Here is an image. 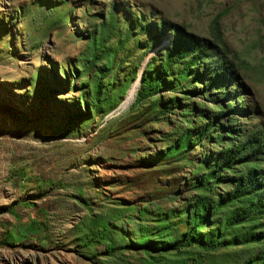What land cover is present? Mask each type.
I'll return each mask as SVG.
<instances>
[{
	"label": "rangeland",
	"instance_id": "1",
	"mask_svg": "<svg viewBox=\"0 0 264 264\" xmlns=\"http://www.w3.org/2000/svg\"><path fill=\"white\" fill-rule=\"evenodd\" d=\"M101 25L112 30L102 52L91 45ZM190 40L206 52L189 77L177 81L181 58L160 72ZM119 43L108 72L101 55ZM149 64L163 85L137 105ZM102 73L99 102L88 105ZM127 82L136 87L131 104ZM219 113L185 160L167 158L183 131L198 134ZM257 131L264 0H0V264H145L139 245L164 240L162 219L165 235L187 231L183 212L199 194L192 186L206 158ZM233 168L215 176L212 197L246 170ZM31 222L39 231L27 230ZM217 222L210 214L201 236ZM255 248L192 246L153 264H240Z\"/></svg>",
	"mask_w": 264,
	"mask_h": 264
},
{
	"label": "trees",
	"instance_id": "2",
	"mask_svg": "<svg viewBox=\"0 0 264 264\" xmlns=\"http://www.w3.org/2000/svg\"><path fill=\"white\" fill-rule=\"evenodd\" d=\"M106 30V31H105ZM99 39L92 38L91 45L96 46L102 52L103 43L107 35L111 33V29L105 28V25L99 27ZM121 43L113 51H104L101 57L107 60L106 71H111L114 66V60ZM182 45L175 46L173 53L177 50L178 57L167 54L164 63L159 68L160 72L167 74L172 68L177 65L178 61L175 58H181L184 62L180 65L181 68L177 74V81L186 80L190 71L197 64L206 52L204 45L197 41H188L184 45L182 51H178ZM175 54V53H174ZM97 56L93 57L92 63L95 62ZM159 73L152 67L147 65L141 76L139 90L135 104H141L147 99L155 97L159 91V87L163 85L162 80L159 79ZM105 73L99 74L97 84L94 88L95 101L87 100L88 105H93L99 102V95L101 91V84L104 80ZM199 75H195L198 79ZM131 83L127 82L123 89L124 92L129 90ZM136 87L135 84L130 88L127 94L131 97L130 104L133 101ZM86 103H83L86 107ZM158 102H152V107H157ZM223 118V114L219 113L212 120L209 121L200 133L196 130L183 131L176 142L166 150L167 158H180L185 160V155L192 146L198 145L206 133L216 125ZM211 164L206 170L199 168L195 171V175L199 174L201 170L206 171L202 179H196L193 184V189L199 191V194L194 197L188 209L183 212L185 217L189 220V227L183 234L176 238L165 235V231H169V223L167 219H162L159 223L158 232L162 235V241L150 242L143 238L142 251L146 255L148 261L145 264L157 263L162 256L161 253L179 252L188 249L192 246L198 247L207 252H214L217 249L234 247L237 245H256V252L250 253L240 264H264V131L250 132L243 141L237 144H230L226 149H222L216 153L213 158H206L204 164ZM235 164L245 166L246 170L243 173H238L231 190L223 196L212 197L211 187L215 182V176L219 173L232 171ZM211 184V186L209 185ZM189 211V212H188ZM224 214H222V212ZM181 213L180 215H182ZM217 215L218 222L215 223L217 228L201 236V229L205 227L209 215ZM169 218V217H168ZM186 221V220H184ZM31 232L39 231L34 222H31L27 230ZM30 236V232L20 234L21 238ZM229 236V238H227ZM11 238V236H10ZM158 243V244H157ZM155 246L157 248H155ZM113 249L112 251H114ZM150 252L159 254L158 258H153Z\"/></svg>",
	"mask_w": 264,
	"mask_h": 264
},
{
	"label": "water",
	"instance_id": "3",
	"mask_svg": "<svg viewBox=\"0 0 264 264\" xmlns=\"http://www.w3.org/2000/svg\"><path fill=\"white\" fill-rule=\"evenodd\" d=\"M121 107V106H120Z\"/></svg>",
	"mask_w": 264,
	"mask_h": 264
}]
</instances>
